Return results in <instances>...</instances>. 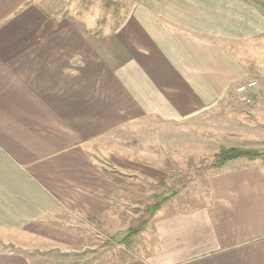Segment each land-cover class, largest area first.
<instances>
[{
    "label": "crops",
    "instance_id": "0c3cea01",
    "mask_svg": "<svg viewBox=\"0 0 264 264\" xmlns=\"http://www.w3.org/2000/svg\"><path fill=\"white\" fill-rule=\"evenodd\" d=\"M35 2L0 0V264L51 249L37 247L52 239L48 220L102 218L118 185L93 142L128 116L182 126L220 112L241 79L220 43L264 34L243 0H144L113 46L93 48ZM206 190L203 202H162L145 250L116 264H264V160L227 161Z\"/></svg>",
    "mask_w": 264,
    "mask_h": 264
},
{
    "label": "rangeland",
    "instance_id": "374dc122",
    "mask_svg": "<svg viewBox=\"0 0 264 264\" xmlns=\"http://www.w3.org/2000/svg\"><path fill=\"white\" fill-rule=\"evenodd\" d=\"M35 1L40 13H54L50 19L74 26L77 37L85 34L94 48L106 41L113 46L114 29L144 0ZM250 4L264 15V0ZM220 45L241 69V79L220 101V112L197 122L183 121L182 126L157 117L128 116L109 128L91 150L97 164L117 180L109 211L92 221L70 214L48 220L46 232L52 239L37 247L52 248L27 251L33 264H116L139 255L152 239L149 223L155 211L150 209L170 198L203 202L207 179L216 169L214 156L222 148L254 150L261 155L255 159L264 160V34ZM100 52L104 59L106 51ZM251 82L246 93L250 103L245 104L236 88ZM117 233L129 236L121 242L115 239Z\"/></svg>",
    "mask_w": 264,
    "mask_h": 264
},
{
    "label": "trees",
    "instance_id": "16d2710c",
    "mask_svg": "<svg viewBox=\"0 0 264 264\" xmlns=\"http://www.w3.org/2000/svg\"><path fill=\"white\" fill-rule=\"evenodd\" d=\"M247 2L250 3L251 0H245ZM261 155L258 154L256 151L254 150H247V149H236V148H222L215 156H214V162H213V166L214 168H218L221 167L223 164H225L227 161H231V160H237V159H241V158H246L249 160H253L255 158L260 157ZM161 204H158L157 206L155 205L152 209H150V211L154 212L156 211ZM130 233V232H129ZM128 233V234H129ZM123 235L122 233H120L118 235L117 233V237L115 239L119 240V241H123L124 238H126L129 235ZM118 236H121L118 239Z\"/></svg>",
    "mask_w": 264,
    "mask_h": 264
},
{
    "label": "built area",
    "instance_id": "2783aa9c",
    "mask_svg": "<svg viewBox=\"0 0 264 264\" xmlns=\"http://www.w3.org/2000/svg\"><path fill=\"white\" fill-rule=\"evenodd\" d=\"M254 85L253 82L251 83H246L244 85H240L236 88V93L239 96V99L241 102L245 104L250 103V97L246 94L249 88H251Z\"/></svg>",
    "mask_w": 264,
    "mask_h": 264
}]
</instances>
